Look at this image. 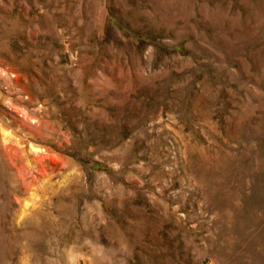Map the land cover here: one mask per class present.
Wrapping results in <instances>:
<instances>
[{
  "label": "rangeland",
  "instance_id": "obj_1",
  "mask_svg": "<svg viewBox=\"0 0 264 264\" xmlns=\"http://www.w3.org/2000/svg\"><path fill=\"white\" fill-rule=\"evenodd\" d=\"M0 264H264V0H0Z\"/></svg>",
  "mask_w": 264,
  "mask_h": 264
}]
</instances>
